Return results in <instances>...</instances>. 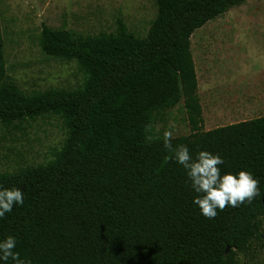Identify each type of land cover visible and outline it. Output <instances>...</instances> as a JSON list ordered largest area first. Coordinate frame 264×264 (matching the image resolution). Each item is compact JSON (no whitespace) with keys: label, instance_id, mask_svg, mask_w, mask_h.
<instances>
[{"label":"trees","instance_id":"1","mask_svg":"<svg viewBox=\"0 0 264 264\" xmlns=\"http://www.w3.org/2000/svg\"><path fill=\"white\" fill-rule=\"evenodd\" d=\"M244 2L156 0L144 37L122 18L96 35L44 25L42 52L75 60L86 79L32 95L7 81L0 20V125L54 114L68 131L46 164L0 173V186L20 188L25 200L0 220V238L16 236L31 264H239L264 239V197L200 215L151 125L183 100L191 133L173 146L219 153L223 171L252 172L264 192V115L204 130L191 47L198 28Z\"/></svg>","mask_w":264,"mask_h":264},{"label":"rangeland","instance_id":"2","mask_svg":"<svg viewBox=\"0 0 264 264\" xmlns=\"http://www.w3.org/2000/svg\"><path fill=\"white\" fill-rule=\"evenodd\" d=\"M156 14V0H0L7 81L28 95L52 88L74 90L84 83L86 74L75 60L42 52L40 34L44 25L96 35L114 32L117 20L122 18L132 32L144 37ZM225 23L236 26L238 31L223 32L221 27ZM234 33L238 37H233ZM222 34L234 42V53L227 55L220 69L233 76L237 93L250 89L252 82L256 90L261 89L260 85H264V0H246L194 32L191 47L201 81L205 77L202 64L205 46L222 38ZM258 100L246 115H233L232 119L242 121L263 116L264 102ZM204 123V130L214 128L209 122ZM151 128L155 137L164 136L165 132H170L172 137L190 134L184 101L158 115ZM67 135L63 120L54 114L7 127L0 125V173L46 164L62 148ZM262 221L264 226V217ZM239 264H264V239L255 242L247 254H240Z\"/></svg>","mask_w":264,"mask_h":264},{"label":"clouds","instance_id":"3","mask_svg":"<svg viewBox=\"0 0 264 264\" xmlns=\"http://www.w3.org/2000/svg\"><path fill=\"white\" fill-rule=\"evenodd\" d=\"M170 132L163 136V146L170 153L167 159L179 165L195 193L192 204L200 215L214 219L218 210L225 207L237 208L251 203L256 197H264L259 188L260 181L252 172L240 169L236 172L223 171L224 158L219 153L200 149L193 154L187 144L173 146ZM24 193L18 187L0 186V220L13 212L14 206H23ZM18 239L14 235L0 238V264H31L17 251Z\"/></svg>","mask_w":264,"mask_h":264},{"label":"crops","instance_id":"4","mask_svg":"<svg viewBox=\"0 0 264 264\" xmlns=\"http://www.w3.org/2000/svg\"><path fill=\"white\" fill-rule=\"evenodd\" d=\"M221 30L223 32L238 31L236 26L231 25V23L223 24ZM235 34H233V37H238ZM225 38V35L222 34V38H216L214 43H209L205 46L204 61L202 62L205 77L202 81L195 62L203 120L204 122H209L214 128L240 121L233 120L232 116L246 115L245 112L253 107L257 99H263L262 101L264 102V85H260L262 88L256 90L255 86H253L254 82H252L250 89H246L243 94H238L235 88L236 85L233 82V76L220 69L227 55L231 56L234 53V42H230ZM222 79L224 81H220Z\"/></svg>","mask_w":264,"mask_h":264},{"label":"water","instance_id":"5","mask_svg":"<svg viewBox=\"0 0 264 264\" xmlns=\"http://www.w3.org/2000/svg\"><path fill=\"white\" fill-rule=\"evenodd\" d=\"M231 250V247L230 246H227V249H226V253L228 254Z\"/></svg>","mask_w":264,"mask_h":264}]
</instances>
